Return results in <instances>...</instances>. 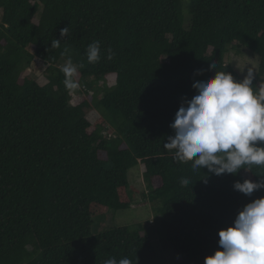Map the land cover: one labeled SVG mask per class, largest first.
I'll list each match as a JSON object with an SVG mask.
<instances>
[{
  "label": "trees",
  "instance_id": "16d2710c",
  "mask_svg": "<svg viewBox=\"0 0 264 264\" xmlns=\"http://www.w3.org/2000/svg\"><path fill=\"white\" fill-rule=\"evenodd\" d=\"M185 1L0 0V264H155L150 239L137 231L90 234L95 216L131 207L137 191L127 174L138 162L149 200L161 202L168 220L160 251L176 264H204L221 250L218 231L264 197V189L246 196L233 188L264 181V167L217 176L163 147L194 82L216 70L244 79L225 63L233 44L259 61L253 86L264 83V0ZM94 41L100 61L91 64ZM65 48L80 80L103 82L102 97L85 90L72 102L81 91L64 87ZM35 60L46 66L44 85L27 72ZM93 111L99 118L90 123ZM107 114L121 118L113 135Z\"/></svg>",
  "mask_w": 264,
  "mask_h": 264
},
{
  "label": "clouds",
  "instance_id": "9594fccd",
  "mask_svg": "<svg viewBox=\"0 0 264 264\" xmlns=\"http://www.w3.org/2000/svg\"><path fill=\"white\" fill-rule=\"evenodd\" d=\"M65 27L60 31L63 39L68 35ZM61 40L54 39L51 47H60ZM107 59L113 58L109 48ZM68 56L61 67L64 87L69 91L79 85L74 77L78 66ZM88 63L100 61V42L94 41L86 49ZM210 67H216L210 65ZM254 71L248 69L242 81H235L225 71H215L213 77L194 82L195 95L181 103L170 128L174 136L168 137L163 147L174 151L177 162L192 161L193 170L203 167L217 176L237 173L245 166L264 167V83L253 86ZM188 178L180 184L188 186ZM234 190L251 196L264 189V181L235 182ZM217 250L204 258V264H264V197L246 204L236 215L232 226L220 230ZM104 264H132L129 258L117 261L114 257Z\"/></svg>",
  "mask_w": 264,
  "mask_h": 264
},
{
  "label": "rangeland",
  "instance_id": "374dc122",
  "mask_svg": "<svg viewBox=\"0 0 264 264\" xmlns=\"http://www.w3.org/2000/svg\"><path fill=\"white\" fill-rule=\"evenodd\" d=\"M187 1V0H186ZM185 1V2H186ZM183 2L184 12L187 11V4ZM185 26L189 27V18H185ZM258 59L252 57L250 52L245 48H237L235 44L225 57V63L232 66L240 77H246L248 69L254 71V78L257 79ZM64 63H61V67ZM46 66L38 60L33 61L31 68L27 71L32 79L38 84L44 85V71ZM78 83L79 94H72V102L79 103L84 99L83 91H88V96L91 99L100 98L104 94L103 82H97L93 78H88L86 81L80 80L76 75L74 77ZM112 84H107L111 86ZM93 97V98H92ZM99 118L97 112H92L87 119L90 123H94ZM107 130L108 135H113L116 132L117 126L121 123V118L118 115L107 114ZM126 150L130 151V147L122 143ZM143 165L138 162L135 167L130 169L127 174L128 182L131 188L137 191L134 202L127 210H121L116 213L109 212L92 218L90 228L91 236L101 235L102 233L118 227H128L132 231H137L143 236L150 239L151 247L155 253L153 262L155 264H176L173 255L170 252L162 253L161 241L164 236L163 226L167 223V217L162 212V204L160 201H150L148 190L143 181Z\"/></svg>",
  "mask_w": 264,
  "mask_h": 264
}]
</instances>
